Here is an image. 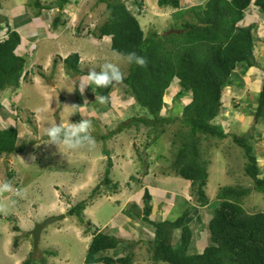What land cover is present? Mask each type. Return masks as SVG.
Masks as SVG:
<instances>
[{
  "label": "trees",
  "instance_id": "obj_1",
  "mask_svg": "<svg viewBox=\"0 0 264 264\" xmlns=\"http://www.w3.org/2000/svg\"><path fill=\"white\" fill-rule=\"evenodd\" d=\"M56 1L59 9L69 2V0ZM127 1L99 0L105 5L106 17L97 26L94 35L99 38L110 36L111 51L123 58L127 53L134 51L146 59V65L141 67L129 63L125 79L121 83H114L107 88L93 86L94 93L97 96L107 97L105 105L108 106L114 89L121 84L124 93L131 97L144 113L146 111V115L133 116L129 120L130 123H122L117 130L115 129L116 132H120L131 128L133 124L136 127L146 128L145 149L152 145L175 120L179 119L180 125L186 128L182 134H174V138H177L172 143L174 152L170 167L175 176L190 182L192 201L187 202V206L185 205L174 218L151 221L149 219L152 209L151 195L147 188L142 193V219L153 228L152 239L147 242L151 262L153 264L158 262L264 264V212H249L244 208V200L252 190L259 192L264 201V176H260L257 157L247 132L242 135L233 134L231 139L243 150L245 159L243 170L251 180V186L219 187L212 201L206 194L209 161L202 158L200 147V139L203 136L222 140L229 135L221 125L213 121L220 114L223 89L232 84L230 77L236 66L239 64L248 68L255 65L253 42L255 39L252 29L256 25L253 23L242 25L241 22L246 12L252 9H257L264 15V0H205L202 6H194L192 9L198 19L197 23L182 19L180 22L183 31L164 37L156 30L145 33L137 18L139 12L135 11L134 7L133 10L128 6ZM133 3L141 12L142 1L133 0ZM29 5L39 11L43 7L40 0H30ZM157 5L159 8L176 9L183 17L189 15L187 10L180 9V0H157ZM44 7L50 8L49 5ZM197 7L200 10L196 9ZM38 14L39 12H36V15ZM59 21L58 18L54 19L53 26ZM5 27L6 37L0 40V92L9 88H18L22 78L29 77V72L25 70V59L15 51L20 43V36L7 23L4 27L0 26V30ZM78 62L79 56L76 53L63 59L67 70L83 74L78 69ZM29 80L31 81L30 78ZM174 81L177 91L174 92L173 99L185 96L190 101L181 106L173 102L174 106L180 109V114H176L177 110L174 112L172 106L174 115H165L162 114L164 94ZM87 101L85 102L89 104L99 103L95 98H88ZM3 108L0 101V110ZM252 115L251 129L264 118V81L257 97V104L252 108ZM78 117L84 119L79 115ZM88 120L92 127L93 118L90 117ZM92 130L94 131L93 128ZM92 130H89V133L95 140H106V137H109L106 134L96 138ZM42 139L48 137L44 135ZM34 142L19 143L18 129L15 126L0 128V155L21 154L28 144ZM103 153L107 156V161L102 185L105 186V191L111 194L119 184L109 177L113 165L110 152L104 150ZM146 173L143 171L133 174L130 179L135 182L141 181V176L144 177ZM98 189L99 185L93 188L91 195H96ZM87 202L83 199L70 206L66 216H75L81 220ZM196 206H210L211 210L210 218L206 223L207 243L198 253L189 249L193 233L188 221L191 211L195 210ZM87 225L91 226L90 222ZM175 230L179 231V235L174 245L172 240ZM120 242L119 238L98 231L96 228L88 244L87 253L93 258L101 252L117 247ZM125 245L128 249L125 255L115 259L104 256L102 262L134 264L133 250L136 243L127 242ZM49 253L53 254V252ZM33 259L35 260L31 252L29 258L22 264H36ZM41 260L38 264H45Z\"/></svg>",
  "mask_w": 264,
  "mask_h": 264
},
{
  "label": "rangeland",
  "instance_id": "obj_2",
  "mask_svg": "<svg viewBox=\"0 0 264 264\" xmlns=\"http://www.w3.org/2000/svg\"><path fill=\"white\" fill-rule=\"evenodd\" d=\"M93 1L94 0H83V4L86 5V7L84 6L80 9L79 15L76 17L75 21H71V23L68 22V30L57 32L66 33L60 35L59 41L63 38L65 40H70L71 42H69L67 46L73 48L80 46L81 49H83L85 46H88L90 42L87 37H82L77 40L74 37L75 35L71 34V31H74V34H78L75 32H78L81 27H89L90 30H92L89 32L90 34L96 32L97 26H99L106 17V9L105 5L99 2V0H95L96 4L98 3L97 5L94 4L91 6ZM140 1H142V11H145L146 15L145 25L138 16L140 23L143 25V27L141 26L143 31L148 33L151 30H156L161 34L171 29H181L182 24L180 21L182 19L197 23L198 19L194 16L192 9H194V6H202L205 2V0H191L187 8H183L187 10L189 14L184 18L181 13L175 14L176 9L159 8L157 0ZM80 2L82 1L80 0L79 3ZM184 2L185 1H183L182 4H184ZM127 4L131 8L134 7L135 11L139 13L142 12L137 10L138 8L133 3V0H128ZM181 8L180 6V9ZM196 9L199 8L197 7ZM33 11H35V9H33ZM28 12H30L29 8L25 9L22 13ZM253 12L251 10L246 12L247 15H244L242 25L253 23L256 25L252 29L253 32H255L257 36H264V19L262 20L257 16L258 12L252 14ZM249 15H251L250 18H248ZM255 16L256 18H254ZM3 20L4 17L0 15V25L3 23ZM47 26H51V23L47 24ZM78 26L79 29L76 30ZM4 29L5 28H3V30ZM3 30H0V35L4 36ZM89 33H87V35ZM79 36L80 33L77 37ZM50 44L53 47L59 46V44L56 43ZM106 44L109 46L108 41ZM60 51H65V49L63 48ZM88 51L95 55V58L90 60L91 63H95V60H100L97 65L98 68L106 62H112L117 64L124 75H126L129 63L125 58L111 51V49H99L98 54L90 48H88ZM33 54L35 56V53ZM54 57L58 58L54 55L51 56L50 68H54V70H45L43 64L41 65L42 69L37 70L35 67L36 65H33L32 62L34 58H24L27 65L25 70H31L28 79L22 78L19 87L16 89L9 88L0 92V101L5 103L2 104L4 106L2 111L7 114L6 119L8 121L7 122L5 119L0 121V128H6L10 125L15 126L18 129L19 143L35 141L31 145L28 144L27 148H25L21 154L0 155V182L10 181L11 184L17 183V185L12 186L11 191L0 192V264H12V256L15 255L14 249L17 248L23 234V245L31 246L33 251L32 237L27 234L25 230L24 233H22L21 229L18 227L17 221L24 227L26 223H31L33 221L39 222L51 215L66 214L70 206L83 199L88 201L85 215L82 218L83 220L77 219L75 216H66L63 222L57 221L47 225L41 232V240L38 243L40 253L36 250L34 254L33 251V257L35 258V260H33L36 264H38L41 259V261L46 262L53 255L49 252L58 250V259H53L56 264H64L63 260L60 261L59 259H61V256L67 254L73 259L70 260L73 264H100L96 263V260L106 255L102 253L93 258L89 256L87 253L88 242L82 240V238L78 240L74 236L76 233L72 227H76L81 221L84 225L88 224V221L94 225L95 222L92 219L93 214L98 226L104 228L108 225L110 220H112L113 215L121 209V206L115 203L113 196H106L108 193L104 189L105 186L102 185L107 161V156L103 153L104 150L110 152L113 163L109 177H111L110 175L113 170L116 174L117 172L123 173L125 166H127L126 171L129 176L134 174L135 169L143 172L145 170V164H147L149 160H153L152 158L155 156V161L150 167L154 175L161 176L164 174L172 178L177 177L180 182V187L182 188L184 187V182H186V180L181 177L175 176L171 172L172 169L170 167L172 153L174 152L172 143L177 138H174V134H182V132L186 130V128L180 125L179 119L170 124L167 130L146 149V128L142 126L136 127V125L133 124L131 128L116 132L120 124L130 123L129 120L133 118V116L146 113V111L144 113V111L134 103L131 97L124 93V87L121 84L117 85L114 89L112 97H110L111 102L108 106L100 102L93 104V107L104 104L105 110L94 114H91V111L88 112L90 114L89 116L93 118V126L90 127L91 129L89 130H92V128L94 129V131L92 130L91 132H93V136L96 138L102 135L106 136L107 134L109 137H106V140L94 139V147H86L78 150H64L63 154L58 151L55 145L45 144L48 139L43 140L42 137L45 135V130L50 124L76 123L82 120L78 115L88 120L90 117H83L85 114L79 111L78 105L81 101L84 102V99L88 100V98L98 97L94 93V89L90 86L85 89L84 97L79 90L78 82L81 77L87 74L88 70L86 69H89L90 66L82 64L80 67L79 65L83 74L80 72L76 73L73 70H67L63 61H59L58 64L52 66L53 59H55ZM30 63L33 66H29ZM231 82H233L232 84L234 86L231 90L234 93H240V88L242 86L240 76L234 77L232 75ZM175 85L174 81L165 91L162 114L174 115L176 110V114H180V109L178 110L174 106V103L181 106L189 102V99H186L185 96L183 98L173 99L174 92L177 91ZM237 94L232 97L231 101L233 113L226 117L225 110H221V116L218 115L213 121L215 124L223 126L222 128L229 134L228 137L219 140L216 137L203 136L200 139V147L203 154L202 158L209 161L207 168L208 179L206 194L211 201L214 199L219 187L236 185L243 187L251 186V180L244 174L243 170L245 162L243 150L234 144L231 135H242L244 132H247L249 142L252 141L251 134L253 135L254 132L250 126L253 122L252 116L251 118L249 117L248 120L241 121L238 120V116L235 117L234 114L235 112L247 113V110L251 109L253 104L250 105L251 107L246 105L241 97H237ZM255 100L256 99H254V101ZM45 103H47V105ZM223 104L227 107L229 101L223 102ZM172 106H174V112L173 109H171L173 108ZM0 114L3 116L2 112H0ZM101 115L104 118H109V122L102 119ZM227 118H230V120ZM254 143L257 144V142L253 141V146ZM122 156L124 158H121ZM33 157H35V159H33ZM135 159H141L143 162L140 160L136 161ZM263 165L259 164L258 167L264 168ZM177 182L178 181L175 180H166L164 186L178 192L181 188L177 186ZM120 183H122L121 188L123 189L125 184L123 182ZM97 185H99V189L96 195H91L93 188ZM188 192L186 198L192 201L191 197H189L190 193L188 194ZM101 194L105 195L94 199V197ZM157 195L165 197L167 194L162 191L157 192ZM117 198H119V196H117ZM137 199L139 200L140 198L137 197ZM244 201V208L249 212H264V201L259 192L252 190ZM180 203L186 205L187 202L178 199L176 205L172 206V214L178 215L179 211L183 209ZM210 215V206L198 208L197 212L194 211L193 214L190 213L189 215L188 224L192 227L196 236V247H202L206 240V223ZM58 226H61L60 230H58ZM15 227H17V229ZM11 232H15V236L10 238L11 241L9 242V246L5 247L3 246L5 243L3 239H6L7 236H11ZM174 234L176 237L174 236L172 240L173 243L175 240L177 241L179 231H175ZM52 245L54 248L51 251L50 248ZM146 248L147 242L145 243V249ZM136 256L138 260H145V251L138 252L135 258ZM27 258H29L28 254L23 257L19 264H22ZM145 261V264H151L149 258ZM157 264L167 263L158 262Z\"/></svg>",
  "mask_w": 264,
  "mask_h": 264
},
{
  "label": "crops",
  "instance_id": "obj_3",
  "mask_svg": "<svg viewBox=\"0 0 264 264\" xmlns=\"http://www.w3.org/2000/svg\"><path fill=\"white\" fill-rule=\"evenodd\" d=\"M79 1L69 0L68 3L63 5L62 9H59L56 6V2H57L56 0H41L40 4L43 5V7L40 8V11H39V9L32 8L29 5L30 0H0V15L4 17V20L2 21L3 23H1L0 26H3V25L5 26V24L7 23L11 29L16 30L18 32L20 36V43L15 51L22 58H26V57L34 58L32 62H33V65H36L35 67L37 68V70L42 69V66H41L42 64L44 65L45 70H54V68H50V62H51L52 55L58 57V58L54 57L55 59H53V62H52V66H53L55 64H58L59 61H63V59L69 56L70 54L76 53L79 56V62H78L79 70H81L79 68V65L81 67L82 64H85L87 66H90V68H93V67L97 68L96 70L99 72V68L97 65L100 60H95V63H91L90 60H93L95 58V55L94 53H90L88 51V48L95 51L96 54H98L99 49L100 50L110 49V37L108 36H103L101 38L96 37L94 35L95 33H91V34L89 33L92 31V30L90 31L89 27H83V28L81 27V29L78 32L77 31L75 32L78 34L80 33L79 37H77L78 34H74V31H71V34L75 35L74 37L77 40L81 39L82 37H87L90 43L88 44V46H85V48L81 49L80 46L77 48L67 46V44L71 41L65 40L64 38L61 41H59L60 35L61 34L63 35L66 33H57V32L68 30V27H67L68 22L71 23V21H75L76 17L79 15L80 9L84 6L86 7V5L83 4V0H81L82 2L80 3ZM183 1H185L184 4H182ZM190 1L191 0L180 1L181 7L187 8V6L190 4ZM94 4H96L95 0L91 3V6H93ZM46 5H49L50 8H45L44 6ZM27 8H29L30 12L23 14L22 12L25 11V9ZM33 9H35V11H33ZM36 12H39V14L36 15ZM177 13L179 12L176 11L175 14ZM138 16L140 17L141 21L145 25V18H146L145 11H142L141 13H139ZM56 18H58L60 21L57 23L56 26H53V20ZM261 19L263 20L264 18L262 17ZM49 23H51V26L47 28V24ZM141 26L143 25L141 24ZM78 27H76V30ZM2 30L3 29H1V31ZM5 30H6V27L3 30L4 31L3 34H5ZM87 33L89 34L87 35ZM4 37L5 35L4 36L0 35V39ZM107 41L109 42V46L106 44ZM50 43H56V44H59V46L53 47ZM254 44H255V49H256L254 53H255L257 62L264 61V38L260 37L259 39L256 36ZM102 45H105V46H102ZM63 48L65 49V51H60ZM28 51H31V52L27 53ZM33 53H35V56ZM259 64L260 63H257V65L251 66L248 68L246 66H239L235 68L232 75L234 77L240 76V81L242 83V86L240 88L241 92L238 94L237 92L234 93L231 90L232 87L234 88L233 84H231L230 86H226L224 88V93L221 97V101H222L221 110H225L226 117H228L231 113H233V108H231L232 106L231 101H232V97H234L237 94V97H241L243 101H245L246 105L250 106L251 104H253V106L252 107L250 106L251 109L247 110V113L246 112H235L234 116L235 117L238 116L237 119L241 121L248 120V118L249 117L251 118V116L253 118L252 108H254L255 105L257 104V97L259 96V92L262 87V81L264 79V73L262 70L259 69L258 67ZM31 65L32 64L30 63L29 66ZM26 68H27V65L25 61V69ZM27 71L30 74L31 70L28 69ZM82 95L84 97V93ZM254 99L256 100L254 101ZM85 101L87 100L84 99V102L81 101L78 105L79 111L83 112L85 114L84 115L85 117L86 116L90 117L89 116L90 114L88 113L90 111L92 112L91 114H94V113H100L102 110H105L104 104H101L100 106H97V107H93V103L89 104V103H85ZM226 101H229V105H227V107L226 105L223 104V102L225 103ZM1 103H4V102H1ZM45 104L47 105V103ZM233 107H234V104H233ZM0 112H2L3 114V116H1L0 114V121H2L3 119L7 121L6 119L7 114L3 112L2 110H0ZM248 113H251V114H248ZM219 116H221V113L219 114ZM101 118L109 122V118L107 117L104 118L102 115H101ZM227 119L230 120V118H227ZM250 126H253V122L251 123ZM252 131L254 132H253V135L251 134V140H252L251 142L252 143L253 141L257 142V144L254 143V146H253L255 155L257 157V162H258V165L259 164L263 165L264 163V118L254 125V128L252 129ZM121 158H124V157L122 156ZM152 159L153 160H149V162L145 164L144 172H147V173L144 175V177L141 176L142 177L141 181H137V182H135L134 180L131 181L130 179L131 175L129 176L126 171L127 166H125V168L123 169V173L117 172L116 174L114 173V170H113L112 174L110 175L111 176L110 178L113 180V182H118V184L120 182H123L125 184L124 185L125 187L122 189L121 188L122 183H120L114 193H111V194L109 193L106 196L108 197L113 196L115 203L119 204L121 206V209L119 212L113 215L112 220H110L108 225L104 228H102L101 226L100 227L98 226L93 214H92V219L95 222L94 225L90 223L91 226L88 227L87 224L84 225L81 222L79 225H76V227L73 226L72 229H74L76 233V235L74 236L78 240L82 238V240H86L89 244L91 237H92V233L97 228L98 231H102L104 233L110 234L121 240V242L118 244L117 247L108 249L99 254L104 253L107 257H112L115 259L117 257H121L125 255L126 250L128 251V249L126 248L127 245H125L127 242H135L136 245L134 246V250H133L134 264H145L146 263L145 260H147L148 258L151 260L150 254L148 253L147 248L145 249V243L152 239L153 228L147 222L143 221L142 219L143 215L141 213L142 212V193L144 189L147 188V190L149 191L151 195L150 204H151L152 209H151V213L149 214V219L151 221L163 220L168 217H173V218L176 217L177 216L176 214H172V206L176 205V202L178 199L180 201L190 202V200L186 198L187 192L190 191V182L186 180V182H184V187L182 188L180 187V182L177 177L172 178L171 176L164 175V174H162L161 176L154 175L153 171L150 170V167L153 165V162L155 161V156ZM135 160L139 161L137 159ZM259 171H260V176H264V168L262 167L259 168ZM139 172L140 171L137 169L134 170V174L139 173ZM166 180L178 181L177 186L181 188V190L178 192H175L173 189L171 190L168 187H165L164 182H166ZM16 184L17 183H12V186H15ZM162 191H164L165 194H167L165 197L157 195V192H162ZM189 193L190 192H188V194ZM102 195H105V194L97 195L96 197H94V199H96L97 197L100 198ZM117 196H119V198H117ZM137 197H139L140 199L138 200ZM180 204H181V208L185 207V205H183L182 203ZM190 204L193 206L192 203ZM204 207L206 206H203V207L196 206V208L194 207L195 210H193L191 214H193L194 211L197 212L198 208H204ZM85 210H84V215H85ZM64 215L65 217L63 220H60L61 222H63L66 219V214ZM36 222L37 221L26 223L24 227L18 221H17V224H18V227L21 229L22 233H24V230L27 233L30 230V228H32V225L35 224ZM57 228L58 230H60L61 226H58ZM84 228H90V229L85 230ZM175 231H178V230H175ZM11 233L12 235L9 237L4 233L7 236V238L3 239L5 241L3 246L5 247L9 246V242L11 241L10 238L15 236V232H11ZM192 233L193 235H192V240H191L189 249L191 252H197V253L201 252V250L204 248V246L207 243V237L202 247H196L195 242L197 241H196V238H195L196 236L194 234L193 229H192ZM23 236L24 234L22 235V237ZM174 236L176 237L175 234H173V237ZM22 237L20 238L21 241L17 245V248L14 249L15 255L12 256L13 258L12 264H19V262L23 259V257L26 254L30 256L31 252L32 254H33V251H34V254L36 253L35 252L36 250L33 249L32 251L31 246L29 247V245L27 246L23 245ZM40 240H41V235H40L39 241ZM53 248L54 246L52 245L50 250L52 251ZM37 250H38L37 252H39L38 247H37ZM144 251H145V260L143 259L138 260L137 256L135 258V255H138V252L140 253ZM53 252L54 253L52 257L48 259V261H46L45 264H56L55 261H53V259H58L59 257V255L57 254L58 250L57 251L53 250ZM102 257L104 256H101L99 259H97L96 263L104 264L102 262ZM59 260L60 261L63 260L64 264H73L70 262V260H73V259L68 254L65 256H61V259ZM150 263L152 264V262Z\"/></svg>",
  "mask_w": 264,
  "mask_h": 264
},
{
  "label": "clouds",
  "instance_id": "obj_4",
  "mask_svg": "<svg viewBox=\"0 0 264 264\" xmlns=\"http://www.w3.org/2000/svg\"><path fill=\"white\" fill-rule=\"evenodd\" d=\"M252 11L258 12L257 13L258 15L257 14L256 15L259 16L260 18L262 17L264 18V15H262L257 9L256 10L252 9ZM255 12H253L252 14H254ZM241 24L243 23L241 22ZM244 25H247V24H244ZM253 33H254V39H255L257 35L255 34V32ZM260 37L264 38V36L262 35L257 36V38L259 39ZM254 41L255 40H253V42ZM125 59L130 64L135 63L136 65L141 66V67L146 65V59L143 56L138 55L134 51L127 53L125 56ZM254 59H255V65H257V63H260L258 67L264 73V70H263L264 61L257 62L255 53H254ZM236 67H239V64ZM96 69L97 68L95 67L89 68L87 71V74L81 77L80 81L78 82V86H79V90L81 94H83L85 89L89 86L91 88H93V86L95 88H107L114 83H121L125 79L124 73L121 71L120 67L115 63L106 62L100 65L99 72ZM263 81H262V84H263ZM95 99H97L98 102L100 103H105L107 101V97L103 95L95 97ZM90 127H91V122L87 119H82L76 123L69 122L68 124L52 123L45 130V135L48 137V141L45 144L55 145L58 151L62 154L64 150H78V149L86 148V147L87 148L94 147L95 141H94V138L89 133ZM33 159H35V157H33ZM11 190H12V184L10 181L0 182V192H8Z\"/></svg>",
  "mask_w": 264,
  "mask_h": 264
},
{
  "label": "water",
  "instance_id": "obj_5",
  "mask_svg": "<svg viewBox=\"0 0 264 264\" xmlns=\"http://www.w3.org/2000/svg\"><path fill=\"white\" fill-rule=\"evenodd\" d=\"M183 30L181 29H171L168 30L167 32L163 33L162 36H167L171 33H181ZM65 217L64 214H57V215H51L43 219L42 221L36 222L33 227L27 232L32 237V244H33V249L37 250L39 239L41 232L44 230V228L54 222L60 221Z\"/></svg>",
  "mask_w": 264,
  "mask_h": 264
},
{
  "label": "bare ground",
  "instance_id": "obj_6",
  "mask_svg": "<svg viewBox=\"0 0 264 264\" xmlns=\"http://www.w3.org/2000/svg\"><path fill=\"white\" fill-rule=\"evenodd\" d=\"M251 16H248V18H250ZM254 18H256V16L254 17Z\"/></svg>",
  "mask_w": 264,
  "mask_h": 264
},
{
  "label": "built area",
  "instance_id": "obj_7",
  "mask_svg": "<svg viewBox=\"0 0 264 264\" xmlns=\"http://www.w3.org/2000/svg\"><path fill=\"white\" fill-rule=\"evenodd\" d=\"M50 26H47V28H49Z\"/></svg>",
  "mask_w": 264,
  "mask_h": 264
}]
</instances>
